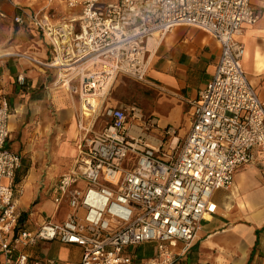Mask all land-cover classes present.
Wrapping results in <instances>:
<instances>
[{"label":"built area","instance_id":"obj_1","mask_svg":"<svg viewBox=\"0 0 264 264\" xmlns=\"http://www.w3.org/2000/svg\"><path fill=\"white\" fill-rule=\"evenodd\" d=\"M61 1L80 9L68 42L60 26L50 25L48 12L21 13L13 21L49 37L50 61L21 55L38 66L70 71L65 81L82 100L76 118L84 132L85 117L95 108L84 107L89 99L83 93L107 90L117 75L145 82L147 42L155 33L176 26L202 29L217 40L220 56L211 80L190 103V128L181 140L172 127L164 137L156 134V119L135 104L106 108L103 128L79 140L74 164L53 186L52 202L56 210L65 208L63 217L34 231L18 224L14 176L21 156L5 148L10 108L1 100L0 264H42L26 249L53 240L81 247L74 264H135L131 248L144 243L155 245L145 264H173L189 249L203 219L217 212L214 193L230 188L235 169L254 160V149L264 150V101L243 69L239 40L244 25L256 23L259 15L251 0ZM76 77L78 85L70 86ZM17 82L26 85L23 75ZM129 154L135 161L126 168Z\"/></svg>","mask_w":264,"mask_h":264},{"label":"crops","instance_id":"obj_2","mask_svg":"<svg viewBox=\"0 0 264 264\" xmlns=\"http://www.w3.org/2000/svg\"><path fill=\"white\" fill-rule=\"evenodd\" d=\"M50 2L0 0V34L5 35L0 40V101L6 100L10 108L5 148L21 156L14 176V200L19 227L30 231L49 219L63 217L65 208L56 210L52 202L53 186L69 170L79 140L101 130L92 128L93 123H87L86 118V132L80 130L77 100L66 81L57 78L54 70L21 55L43 63L54 56L39 29L13 21L21 13L45 15ZM251 5L259 19L244 25L239 36L245 48L242 65L264 101V0H251ZM73 19L71 22H76V17ZM67 25L73 28V24ZM157 41L152 49L147 42L149 67L139 102L142 106V100L149 98L156 106V112H147L142 106L145 117L156 119L154 131L164 137L165 129L172 127L177 137L183 138L190 128V103L211 80L220 45L206 31L189 26H176L157 36ZM18 75L25 77V86L17 82ZM161 117L165 118L163 129ZM253 153L251 163L235 169L231 187L226 192L216 191L220 193L214 199L217 212L203 219L189 249L173 264H264V150L254 149ZM47 242L59 244L62 264L81 259V247L57 240L41 241L26 251L46 264L41 256L48 251ZM174 245L181 246L178 242ZM131 252L135 264H145L155 245L144 243Z\"/></svg>","mask_w":264,"mask_h":264},{"label":"rangeland","instance_id":"obj_3","mask_svg":"<svg viewBox=\"0 0 264 264\" xmlns=\"http://www.w3.org/2000/svg\"><path fill=\"white\" fill-rule=\"evenodd\" d=\"M51 1L50 4L46 3V7L48 9V15L51 17L50 20V25L53 28H58L59 26L62 27L66 24H73V28H69L66 27L63 31L64 33L67 32L68 36H70V38L72 37V33L75 32L77 30V23L76 22H71V19L73 18H77L78 14L80 12L79 8L76 9H68L64 3L61 0H49ZM45 3V2H44ZM43 5V4H42ZM45 6V4H44ZM72 12L74 14H72ZM42 34V36H44L49 42L50 39L48 36H46L42 31H40ZM5 37V35L2 36V34H0V40L3 39ZM155 42L157 41V36L154 38ZM51 44V42H50ZM52 47V45H51ZM28 55V54H26ZM55 71L57 78H59L61 81H65L67 80L69 77H71L72 75H68V73H70V71H65V70H61V69H52ZM97 70V69H96ZM66 75V76H65ZM68 75V78H67ZM67 83V82H66ZM144 82H139L136 81L130 77L127 76H122V75H117L114 80L112 81V83L110 84V86L107 88V90L104 91L103 95L100 97H94L97 100V106L95 107V112H87L84 111V113H88L89 115L86 118V122H91L93 123V125L91 126L92 128H97L98 129H102L103 126L105 125L107 119L104 115V111L106 108L108 107H115V106H119V103H123L124 105H137L138 107H140L142 109V106L144 107V109L147 112H151L154 111L156 112V106L154 104H151V102L149 101V98H145L142 100V106L139 102L140 97L143 95V87ZM78 85V79L77 77L74 78L71 82H70V86H77ZM71 94L75 97V99L77 100V105H78V113L80 110V105L82 104V100L80 99V96L78 93H73L70 90ZM156 114V113H154ZM86 115V114H85ZM77 116V114H76ZM164 117H161L160 120L161 124L160 126H162L161 128H165L166 124L163 123L164 121ZM156 134H159L157 131H154ZM160 135V134H159ZM177 136V135H176ZM179 139L181 140L182 137H179ZM167 140V139H166ZM166 143H164V150H167V144L168 142L165 141ZM77 154V152H76ZM76 156L70 158L71 164L69 169L72 167V165L74 164V159ZM135 161V155L134 154H129L127 160L125 161V163L123 164L124 167L128 168L130 167ZM231 187V186H230ZM229 189V188H228ZM228 189H220L218 191L220 192H226ZM219 192H215L213 198L217 199L219 196ZM46 246L48 247V251L43 253V255L41 256V258L43 259V261L46 264H50L47 263V260H53V264H62V262L64 261L62 258V254H61V250L59 248V244L55 243V242H47Z\"/></svg>","mask_w":264,"mask_h":264},{"label":"bare ground","instance_id":"obj_4","mask_svg":"<svg viewBox=\"0 0 264 264\" xmlns=\"http://www.w3.org/2000/svg\"><path fill=\"white\" fill-rule=\"evenodd\" d=\"M75 19H73L72 21H74ZM66 27H68V25L66 24V25H64V26H62L60 29H62V30H64ZM65 35H64V37H63V40H64V42H68V41H70V36H68V33L67 32H65L64 33ZM157 36V33H155L154 34V36L153 37H151L150 39H149V43H148V49H152V47L155 45V37ZM159 41V40H158ZM157 41V42H158ZM56 42L60 45L61 43H63V42H61L60 40H56ZM155 48V47H154ZM58 60H59V65H61V63H63L64 61H63V59H60V58H58ZM62 65H66V64H62ZM109 84H110V82H109ZM104 89H105V87H104ZM103 93H104V90H98V89H96L95 91H94V93H89V92H87V93H83V97H84V99H89L88 101H87V103H88V105H86L85 104V106L84 107H86V109L87 110H93L96 106H97V100L94 98V97H100V96H102L103 95ZM84 103H86V102H84Z\"/></svg>","mask_w":264,"mask_h":264}]
</instances>
